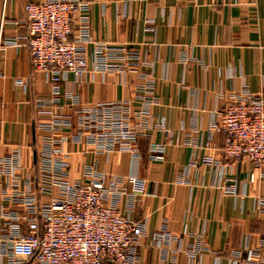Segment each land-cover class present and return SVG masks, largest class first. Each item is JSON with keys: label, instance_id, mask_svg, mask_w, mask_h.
Here are the masks:
<instances>
[{"label": "crops", "instance_id": "obj_1", "mask_svg": "<svg viewBox=\"0 0 264 264\" xmlns=\"http://www.w3.org/2000/svg\"><path fill=\"white\" fill-rule=\"evenodd\" d=\"M43 1L0 0L4 37L21 40L6 46L0 64V159L20 160L0 182V212L21 214L13 196L48 201L60 193L50 178L75 183L95 168L120 180L126 194L118 208L145 226L133 264H249L250 256L264 264V167L225 160V135L212 130L231 98H264V0H84L94 40L124 47L137 61L126 71L125 61H112L115 69L104 73L89 48L88 72L78 80L69 74L61 102L41 107L56 96L23 38L26 6ZM68 93L78 95L77 106ZM116 103L130 107L137 154H107L76 139L81 112ZM63 116L71 127L46 129ZM153 143L167 146L164 160L149 159ZM50 148L71 168L68 176L42 163ZM45 183L51 191L42 190Z\"/></svg>", "mask_w": 264, "mask_h": 264}, {"label": "built area", "instance_id": "obj_2", "mask_svg": "<svg viewBox=\"0 0 264 264\" xmlns=\"http://www.w3.org/2000/svg\"><path fill=\"white\" fill-rule=\"evenodd\" d=\"M88 10L89 4L84 0H44L26 6L28 34L23 41L29 50L32 67L45 73L52 95L56 96L42 101L41 107L61 102L57 96L69 74L78 80L88 72L89 48L93 50L95 70L104 73L115 69L110 64L112 61H125L123 71L137 61L138 56L124 47L94 40ZM20 41L6 39L1 26L0 64L6 46L17 45ZM65 97L71 108L79 104L78 95L68 93ZM129 108L125 103H116L81 112L76 139L88 140L107 154L115 150L137 154L140 132L131 123ZM144 116L145 113L140 112L138 118L145 120ZM160 125V129H164V124ZM71 126V120L64 116L45 125L53 132ZM212 130L225 135L222 150L225 160L248 159L257 168L264 167V98L251 94L231 98L216 116ZM166 152L165 144L153 143L149 159L162 161ZM58 154L59 150L45 149L41 154L42 163L46 167H60L62 175L68 176L71 168L56 157ZM10 164L20 168L19 156L11 162L0 159V182ZM88 174L84 181L75 183L50 178V185L60 193L48 201L13 196L12 201L24 211L21 214L0 212L3 220L0 223V259L9 258L14 264H133L141 239L146 236L145 226L132 221L118 208L126 194L120 180L100 174L95 168ZM45 184L42 190L51 191L49 184ZM126 209L132 213L134 203L129 202ZM258 209L264 212V201ZM164 238L169 239V236ZM246 263L261 264L256 256H250ZM235 264L241 263L236 261Z\"/></svg>", "mask_w": 264, "mask_h": 264}]
</instances>
